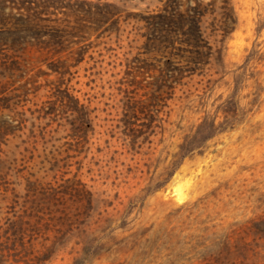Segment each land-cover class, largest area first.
I'll return each mask as SVG.
<instances>
[{
    "label": "rangeland",
    "instance_id": "1",
    "mask_svg": "<svg viewBox=\"0 0 264 264\" xmlns=\"http://www.w3.org/2000/svg\"><path fill=\"white\" fill-rule=\"evenodd\" d=\"M53 1L49 23L79 28L60 51L12 42L27 3L0 0V264H223L228 233L237 264H264V239L244 230L264 215V0H228L232 20L208 5L221 56L178 75L149 128L124 111L157 86L142 15L163 0ZM67 96L88 109L86 139ZM73 185L93 209L60 237ZM49 187L67 191L51 209L36 202Z\"/></svg>",
    "mask_w": 264,
    "mask_h": 264
},
{
    "label": "trees",
    "instance_id": "2",
    "mask_svg": "<svg viewBox=\"0 0 264 264\" xmlns=\"http://www.w3.org/2000/svg\"><path fill=\"white\" fill-rule=\"evenodd\" d=\"M25 1L27 3L23 5L25 12L18 13L16 23L14 27L10 28L11 30L6 29L7 32H12V42H29L39 48L52 47L56 51H60L64 49L65 41L69 42L71 37L78 35L79 28L67 30L49 23L51 20L49 13H52V7H56L55 1ZM214 1L163 0L162 6L157 10L149 11L142 15L146 28L144 47L151 58L146 61V65L155 66L156 62L161 61L163 65L160 69L161 72L156 77L157 86L151 92L148 101L132 100L126 102L124 115L128 124H131V118L136 116V109H142L141 111H144L147 115V122L144 125L149 128L156 117V106L164 99V93L173 88L172 82L180 77L178 75H182L184 70L193 72L204 67L211 62L212 56H215L214 58L219 56L220 58L219 49H213L201 27L202 16L206 13L208 5H212ZM219 1L221 2L219 6L221 15L223 16L227 13L230 15L229 1ZM230 17L232 20V14ZM94 19L103 18L96 16ZM222 25L225 30L230 26L225 16ZM0 45H2L1 42ZM81 52L82 47L77 50V60L80 59L78 56L81 55ZM169 71L172 74H168ZM175 71L177 75L174 74ZM67 97L69 102L72 101L73 103L68 105L75 114L73 119L75 121L74 134L86 139L89 130L87 127L88 109L83 103L79 104L78 99L75 97ZM10 125V123H7L0 128L1 135L11 131ZM69 191L68 193L72 196H76L77 203L75 208L64 205L56 209L59 212L58 218L63 225V227L57 229L60 237L71 231L75 225L81 224L93 209V200L88 190L82 186L73 185ZM66 192L60 191L58 193L57 189L53 187L43 188L38 192L36 202L45 205L47 209H51L59 197L64 199L63 195ZM244 230L245 233L253 235L256 244L257 239H264V215L251 218ZM226 237L224 243L227 253L223 258L218 256L217 260L223 262V264H237L236 259L230 256L231 244L236 245L237 241L229 239L233 237L232 234L228 233ZM239 238L244 240V234L240 233ZM85 251H88V247H86Z\"/></svg>",
    "mask_w": 264,
    "mask_h": 264
}]
</instances>
